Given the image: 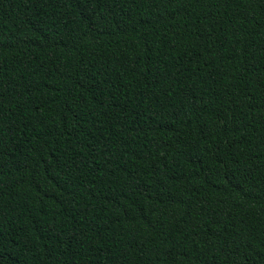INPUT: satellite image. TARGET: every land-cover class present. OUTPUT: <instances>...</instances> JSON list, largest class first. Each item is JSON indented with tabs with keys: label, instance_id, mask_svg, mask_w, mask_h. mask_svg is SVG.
Wrapping results in <instances>:
<instances>
[{
	"label": "trees",
	"instance_id": "trees-1",
	"mask_svg": "<svg viewBox=\"0 0 264 264\" xmlns=\"http://www.w3.org/2000/svg\"><path fill=\"white\" fill-rule=\"evenodd\" d=\"M0 264H264V0H0Z\"/></svg>",
	"mask_w": 264,
	"mask_h": 264
}]
</instances>
